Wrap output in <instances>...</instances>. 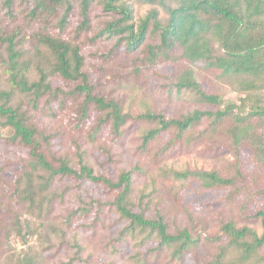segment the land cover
<instances>
[{
  "label": "trees",
  "instance_id": "obj_1",
  "mask_svg": "<svg viewBox=\"0 0 264 264\" xmlns=\"http://www.w3.org/2000/svg\"><path fill=\"white\" fill-rule=\"evenodd\" d=\"M0 148L3 264H72L54 233L103 226L129 264H264V0H0ZM191 153L215 165L176 167ZM59 182L90 186L65 214Z\"/></svg>",
  "mask_w": 264,
  "mask_h": 264
},
{
  "label": "rangeland",
  "instance_id": "obj_2",
  "mask_svg": "<svg viewBox=\"0 0 264 264\" xmlns=\"http://www.w3.org/2000/svg\"><path fill=\"white\" fill-rule=\"evenodd\" d=\"M148 5L140 6L136 5V12H135V19L138 20L141 16L145 14V12L148 9ZM135 89V88H134ZM136 93H130L129 91H122L120 92V96L126 97L127 101H125V107L126 109L130 110L132 113L136 114L138 112L144 111L146 109H151L154 106L157 109H160L161 107L166 108L168 112L173 113V108L171 106L166 105L164 102H158V101H152L150 99H144L141 97L135 98ZM234 96V94H232ZM196 107L199 108H204V106H199L195 105ZM176 109L179 107L176 106ZM128 127V134L126 137V143L125 145L120 149L121 151V160L119 163L116 164L117 167H123L124 165H128V163H132L135 161L134 159V151L136 146L140 142V132L136 129L135 123L132 121H129L127 124ZM5 131L9 134H11V130L5 129ZM2 151L4 148H0ZM7 152V150L5 149ZM119 151V152H120ZM1 152V150H0ZM93 167L95 168L96 171L99 170V166L94 162V160L91 158L90 162ZM176 167L182 168L185 166H189L191 168H204L206 170L211 169L215 165V161H213L210 158L203 157L202 155H199L198 153H191L188 155L183 156L181 159L176 160L175 162ZM2 164V161L0 159V165ZM147 179H141L138 180V187H143V184L146 182ZM61 182L57 185L56 188H59L58 193L62 192L63 190L64 193L60 194V197H56L54 201H56L55 204V213L56 214H65L66 210H68L70 207L74 206L75 204V197L76 196H84L86 191L88 192L90 190V186L88 183H84L83 187L86 188V191L79 190L77 187H72L73 183H67L64 182L61 186ZM69 184V185H67ZM66 185L68 186L66 188ZM61 186V187H60ZM70 186V187H69ZM92 192V190H91ZM78 202V200H76ZM3 208V206H2ZM58 216V215H57ZM113 216H111V219L109 217L105 218L106 224H110V221L112 222ZM181 218H179L180 222ZM60 218L56 219V224H59ZM61 223V222H60ZM62 224V223H61ZM62 230V228H60ZM118 229L116 226H113L109 229H106L104 226L100 230L102 232L101 234V241H96V244L94 243L93 240L88 238L86 234L81 232L79 229H64L61 232H55L53 239L54 241H58L62 238L68 242L69 245H73L75 240L78 241L81 245L82 248L79 252L80 259L79 261L73 262L72 264H84V260H88L89 264H100V262L105 263V264H129L128 262L124 260H118V258L114 254H107L104 253V250H101V246L105 240H107L110 236H113L115 234V230ZM213 231V230H212ZM14 235V234H13ZM11 235L10 242L9 244L11 245L9 254H14L16 253V249H20L22 246L18 244V240ZM76 248H67L61 250L57 255H55L52 260L53 262H60V261H65L68 262L69 258H72L76 254ZM131 253H134V249L131 248ZM229 258H233V256H229ZM161 261V260H160ZM159 261V262H160ZM0 264H3L1 261ZM160 264H163L162 262Z\"/></svg>",
  "mask_w": 264,
  "mask_h": 264
}]
</instances>
